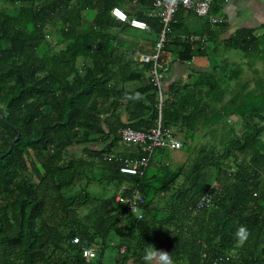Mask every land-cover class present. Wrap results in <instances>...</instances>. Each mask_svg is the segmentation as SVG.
Here are the masks:
<instances>
[{
    "label": "trees",
    "instance_id": "16d2710c",
    "mask_svg": "<svg viewBox=\"0 0 264 264\" xmlns=\"http://www.w3.org/2000/svg\"><path fill=\"white\" fill-rule=\"evenodd\" d=\"M215 1L196 29L185 25L182 6L174 14L156 66L159 99L154 63L139 58L156 53L163 29L158 16H145L151 2L0 0V264H145L147 244L174 264H264V27L224 42V56L241 52L253 74L233 88L244 73L218 57ZM113 8L147 28L117 21ZM166 53L181 68L197 56L211 66L174 82ZM159 106L184 162L154 148L141 176L121 174L124 160L148 154L120 131L150 130ZM198 130L208 140L194 151ZM124 184L125 196L145 197L141 219L115 201ZM207 193L212 206L197 210ZM241 225L250 233L243 243L235 237Z\"/></svg>",
    "mask_w": 264,
    "mask_h": 264
},
{
    "label": "built area",
    "instance_id": "2783aa9c",
    "mask_svg": "<svg viewBox=\"0 0 264 264\" xmlns=\"http://www.w3.org/2000/svg\"><path fill=\"white\" fill-rule=\"evenodd\" d=\"M136 3L138 0H133ZM156 8V16L160 18V21L163 25V29L160 35V41L156 47V53L152 55H141V62L152 61L154 63L153 70L151 71V77L153 83L159 89V99H161V81L160 75L157 74L156 66L159 62V53L162 47V44L165 41V34L169 31V25L172 22L173 16L179 6H182L185 10L192 12L198 17L205 16L209 12V5L214 0H175L173 3L172 0H148ZM112 16L119 22L129 21L131 27L145 30L147 24L145 21L138 19H128L127 14L119 8H113L111 12ZM150 16V14H147ZM220 20L214 19L212 23H218ZM160 106L158 107V119L154 127L146 132L135 131L129 128L122 129L120 131V136L122 141L127 145L139 146L141 151L147 153L148 156L124 160L122 166L119 168V172L126 175L141 176L143 173V168L147 166L148 158L151 155L154 148L167 147L171 151H177L181 149V142L178 139H175L172 131L166 130L161 125V111ZM115 201L121 204H126L128 206V212L137 217V219L142 218V209L141 207L145 203V197L138 191L133 190L129 196H125L124 188L119 191L116 195ZM212 206L211 194L207 193L200 201H198L196 209L203 210ZM123 251V250H121ZM86 260H91L94 257V251L86 249L83 253Z\"/></svg>",
    "mask_w": 264,
    "mask_h": 264
},
{
    "label": "crops",
    "instance_id": "0c3cea01",
    "mask_svg": "<svg viewBox=\"0 0 264 264\" xmlns=\"http://www.w3.org/2000/svg\"><path fill=\"white\" fill-rule=\"evenodd\" d=\"M139 1V0H138ZM134 1L132 2L134 4ZM213 8L217 10L216 18L221 19L219 24L214 23L212 25V28L217 32V35L215 36L214 40H216V47H219L220 49H217L218 51V57L222 59H227L228 61L232 62V64H241L238 62L240 59L242 60V57H237L236 55H232L235 53V50H228L226 51L227 55H229L230 59L226 56H224L223 50V44L228 39H232L236 33L243 31V30H251L254 32L255 35H260L263 33V27H264V0H217L214 2ZM154 7V6H153ZM151 13L152 15L156 16V9ZM185 20L184 23L188 27H191L192 29H196V27L200 26L199 17H197L195 14L189 12L185 14ZM211 21V19H210ZM189 40H199V37L196 36H190ZM204 40V39H202ZM205 42V40H204ZM213 44V43H212ZM214 45V44H213ZM231 55V56H230ZM163 64L166 67L167 71L173 73L174 79H172L174 82L178 81L177 79L180 77L182 79V82L185 83V75L187 72H190V70H193L195 68L208 70L211 66L210 61L206 57L197 56L194 57L192 60L193 67L189 68L186 67H180L177 66L175 62L176 56L172 53H166L163 57ZM235 59V60H234ZM173 63V64H172ZM246 65L243 66V68ZM242 67V66H241ZM242 68V69H243ZM221 68H219V71ZM246 71H243L245 73ZM179 79V80H181ZM187 91H192V94L194 92V89L192 86L188 88ZM187 95H191L186 92ZM109 112V110H107ZM123 120H126V117H123ZM135 147L129 148V150L134 149Z\"/></svg>",
    "mask_w": 264,
    "mask_h": 264
},
{
    "label": "rangeland",
    "instance_id": "374dc122",
    "mask_svg": "<svg viewBox=\"0 0 264 264\" xmlns=\"http://www.w3.org/2000/svg\"><path fill=\"white\" fill-rule=\"evenodd\" d=\"M228 51V50H227ZM232 55H236L237 57L239 56L240 58L241 57H243V54L241 53V52H239V51H235V53L234 54H232ZM231 56V55H230ZM227 57L230 59V57H229V55H227ZM231 60V59H230ZM235 60V59H234ZM240 64H241V66H242V68H243V66L244 65H246L247 63H248V60H241L240 59V61H238ZM251 63H253V60L251 61ZM253 67H254V69H257V70H259V71H262V66L259 64V63H255L254 65H253ZM166 71H167V69H166ZM243 71H246L245 73H244V75H242L241 76V81H240V79H238V80H234L233 79V81L231 82V86L233 87V88H236V89H238V86H237V84H240L241 82H243V81H245V79H248V78H251V77H253V74H252V72H251V70L250 71H248V68H247V65L243 68ZM240 87V86H239ZM251 87H253V86H251ZM187 93H189V94H191L192 95V91H186ZM233 120H235L233 117H231ZM231 122H229V124H234L233 123V121L232 120H230ZM237 123H240V122H237ZM174 134H176V132L174 131ZM177 135V137L175 138V139H178V140H180V136L178 135V134H176ZM208 140V136H206V137H204L203 136V134H202V132H201V130H198L197 132H196V137H195V139L194 140H192V141H190L189 143H190V145L193 147V149H194V151H196V150H199L201 147H203L204 145H205V142ZM120 150V151H119ZM118 152H120V153H123V152H126V148L125 147H123L122 145L121 146H119V149H118ZM171 155H172V158H173V161H174V164L175 165H177V164H179L180 162H184V157H183V153L180 151V150H177V151H171ZM187 161V160H186ZM185 161V162H186ZM100 187H98V186H92V190L91 191H93V192H100ZM165 202V201H164ZM163 202V203H164ZM113 235H115L114 236V238H113V240H117L120 236H119V234L116 232L115 234H113ZM123 250V249H122Z\"/></svg>",
    "mask_w": 264,
    "mask_h": 264
},
{
    "label": "clouds",
    "instance_id": "9594fccd",
    "mask_svg": "<svg viewBox=\"0 0 264 264\" xmlns=\"http://www.w3.org/2000/svg\"><path fill=\"white\" fill-rule=\"evenodd\" d=\"M146 1H148V0H146ZM172 2L174 3L175 0H172ZM147 14L152 15L151 13H146L145 16H148ZM132 19H137V18H132ZM138 20H140V19H138ZM142 21H144V20H142ZM137 98H139V97L137 96ZM170 131H172L173 136H175L174 131L173 130H170ZM123 175H126V174H123ZM127 176H131V175H127ZM136 176H138V175H136ZM126 187H127V185L124 184L123 188L126 189ZM123 188H121V189H123ZM249 235H250V233H249L247 227L243 226V225L239 226L235 232V237L240 243L245 242L248 239ZM143 260H144L145 264H174V260H173L171 254H169L168 252L163 251V250H158L154 245H151V244L146 245V247L144 249Z\"/></svg>",
    "mask_w": 264,
    "mask_h": 264
},
{
    "label": "water",
    "instance_id": "95a60500",
    "mask_svg": "<svg viewBox=\"0 0 264 264\" xmlns=\"http://www.w3.org/2000/svg\"><path fill=\"white\" fill-rule=\"evenodd\" d=\"M18 139H19V134L16 133V137H15V139L13 140V142L10 144V147H9L7 153H9V152L11 151V149H12V145H13L14 143H16V141H17ZM1 157H4V155H2Z\"/></svg>",
    "mask_w": 264,
    "mask_h": 264
}]
</instances>
